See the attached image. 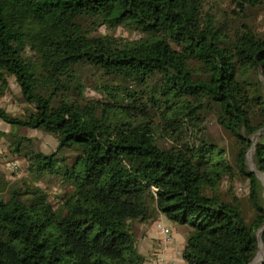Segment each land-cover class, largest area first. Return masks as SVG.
Listing matches in <instances>:
<instances>
[{
    "label": "trees",
    "instance_id": "trees-1",
    "mask_svg": "<svg viewBox=\"0 0 264 264\" xmlns=\"http://www.w3.org/2000/svg\"><path fill=\"white\" fill-rule=\"evenodd\" d=\"M227 2L0 0V95L12 76L30 106L0 107V120L57 141L46 154L13 134L5 159L65 186L52 201L39 187L0 196V264H144L132 224L157 213L189 228L187 264H251L260 246L262 258L264 130L250 137L264 127V28L249 12L264 0ZM208 115L232 148L211 139ZM237 176L250 182V219L219 190Z\"/></svg>",
    "mask_w": 264,
    "mask_h": 264
},
{
    "label": "rangeland",
    "instance_id": "rangeland-1",
    "mask_svg": "<svg viewBox=\"0 0 264 264\" xmlns=\"http://www.w3.org/2000/svg\"><path fill=\"white\" fill-rule=\"evenodd\" d=\"M210 6H215L218 11L223 9H228L227 0H208ZM250 18H252V22L255 26V29L261 31L264 28V11L261 9L252 10L249 12ZM240 21V20H239ZM238 22V21H237ZM241 21L239 22V24ZM95 33H110L114 36H119L122 38L135 39L139 37L141 34L136 30H128L124 27H117L115 29H108L104 26L99 27ZM26 55L30 56V52L26 51ZM251 73V72H250ZM262 73L257 70V79L260 81L261 86L263 88L264 94V78L261 77ZM98 76L95 73H91L87 79H84L86 83L85 87V95L89 98L93 96L96 97L97 93L93 89L91 80L92 78L96 79ZM8 88L3 91L2 95H0V107L6 110L11 115H20L22 112H25L30 106L24 101L20 88L16 83L14 77L8 76ZM95 86V85H94ZM1 87V85H0ZM205 129L208 132L209 136L213 141L219 144L221 147L230 149L234 146L232 139L229 137L228 133H226L221 125L217 122L215 116L208 115L204 121ZM264 130V127L259 128L255 134H253L250 138L253 140L255 135ZM1 133H4L1 135ZM6 134V135H5ZM16 134V136H20L23 138H29L35 150L40 151L42 153L49 154L53 152L57 146L56 139L49 133L45 132L40 128H31V127H18L13 124H8L0 120V186H6L5 189L0 191V196L7 197L9 192L12 189H19V192L25 190V188H33L39 187L44 192L49 195V199L52 201L53 197L56 193H60L64 190V185L60 183V179L58 177H54V174H46L45 176H34L31 175L26 169V161L22 156L19 155V167L16 171H8L6 169V159H5V149H7V145L11 142L12 135ZM10 137V138H9ZM257 138H255L256 140ZM3 152V155L2 153ZM76 150L71 151V155L75 154ZM69 153V151L64 152ZM247 168L246 163L245 167L247 170L254 172V166L252 164L251 155L248 154L247 158ZM260 181L264 184V176L258 174ZM249 187L250 182L248 179L241 178L239 176L235 177L232 183H221L219 190L224 199L230 200L232 196H237L242 204L246 219H250L252 216V207L249 200ZM20 198L26 199L28 195H20ZM256 198V197H255ZM259 205L258 199L255 201ZM138 222V221H137ZM149 222V221H147ZM136 223V222H135ZM140 223V222H138ZM175 226H177L178 231L181 235H185L187 238L189 228L186 225L179 224L174 222ZM133 228V226H132ZM134 235L138 236L140 234L139 229H133ZM185 238V239H186ZM186 241V240H185ZM261 258V253L259 257V261ZM258 261V263H259Z\"/></svg>",
    "mask_w": 264,
    "mask_h": 264
},
{
    "label": "crops",
    "instance_id": "crops-1",
    "mask_svg": "<svg viewBox=\"0 0 264 264\" xmlns=\"http://www.w3.org/2000/svg\"><path fill=\"white\" fill-rule=\"evenodd\" d=\"M157 224L171 230L170 239L162 243V234ZM132 229H139L140 234L135 236L137 252L145 257L144 264H187L182 256L185 245V235H181L175 223L163 214L157 213L149 222H134Z\"/></svg>",
    "mask_w": 264,
    "mask_h": 264
},
{
    "label": "built area",
    "instance_id": "built-area-1",
    "mask_svg": "<svg viewBox=\"0 0 264 264\" xmlns=\"http://www.w3.org/2000/svg\"><path fill=\"white\" fill-rule=\"evenodd\" d=\"M5 165H6V169L8 171L13 172V171H16V169L19 167V162L16 160L15 161H8L7 160ZM157 228H158L159 232L162 234V243L165 244L170 239L171 230H170V228L162 226L160 224H157ZM170 264H172V263H170Z\"/></svg>",
    "mask_w": 264,
    "mask_h": 264
},
{
    "label": "bare ground",
    "instance_id": "bare-ground-1",
    "mask_svg": "<svg viewBox=\"0 0 264 264\" xmlns=\"http://www.w3.org/2000/svg\"><path fill=\"white\" fill-rule=\"evenodd\" d=\"M260 251H261V246H260ZM257 254L256 258L253 260V262L251 264H258V261H259V257H260V252ZM262 258H263V253H262ZM261 258V260H262Z\"/></svg>",
    "mask_w": 264,
    "mask_h": 264
},
{
    "label": "water",
    "instance_id": "water-1",
    "mask_svg": "<svg viewBox=\"0 0 264 264\" xmlns=\"http://www.w3.org/2000/svg\"><path fill=\"white\" fill-rule=\"evenodd\" d=\"M251 139V138H250ZM264 175V174H263ZM264 229V226L259 230L260 232L259 233H261V231ZM263 257H264V254H263Z\"/></svg>",
    "mask_w": 264,
    "mask_h": 264
}]
</instances>
